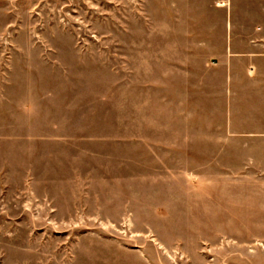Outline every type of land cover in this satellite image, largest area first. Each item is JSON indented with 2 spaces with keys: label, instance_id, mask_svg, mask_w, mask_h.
I'll use <instances>...</instances> for the list:
<instances>
[{
  "label": "rangeland",
  "instance_id": "374dc122",
  "mask_svg": "<svg viewBox=\"0 0 264 264\" xmlns=\"http://www.w3.org/2000/svg\"><path fill=\"white\" fill-rule=\"evenodd\" d=\"M0 264H264V0H0Z\"/></svg>",
  "mask_w": 264,
  "mask_h": 264
}]
</instances>
